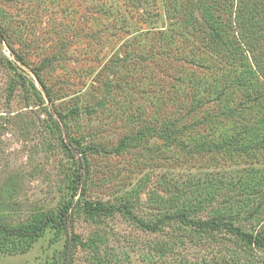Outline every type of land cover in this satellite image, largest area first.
Segmentation results:
<instances>
[{
  "label": "rangeland",
  "instance_id": "rangeland-1",
  "mask_svg": "<svg viewBox=\"0 0 264 264\" xmlns=\"http://www.w3.org/2000/svg\"><path fill=\"white\" fill-rule=\"evenodd\" d=\"M244 99L247 108L228 113ZM197 100L204 107L188 114ZM208 113L212 125L194 124ZM173 121L185 127L183 147L139 134ZM263 128L264 0H0V229L57 213L71 197L68 133L101 149H87L81 200L129 203L154 223L201 193L192 218L231 216L264 234V147L196 150L249 129L237 145L250 144ZM214 181L224 186L209 194ZM243 181H259L257 194L235 187ZM79 200L70 232L48 228L19 251L7 242L0 264H64L73 234L71 264H264V246L225 231L169 220L152 232L121 212L90 216Z\"/></svg>",
  "mask_w": 264,
  "mask_h": 264
},
{
  "label": "trees",
  "instance_id": "trees-1",
  "mask_svg": "<svg viewBox=\"0 0 264 264\" xmlns=\"http://www.w3.org/2000/svg\"><path fill=\"white\" fill-rule=\"evenodd\" d=\"M2 38L5 41V43L10 47L11 43L9 42V37L5 29H2ZM17 60L20 63L24 64V59L20 55H16ZM8 64L11 66H14V63L12 61H8ZM35 76L37 77L38 81L40 82L41 86L45 88L46 94L49 96L50 92L48 88H46L44 81L40 77V73L38 70H33ZM235 82V81H234ZM234 85V84H233ZM241 84H238L240 86ZM232 86V85H231ZM219 99L218 101L224 104L226 102L225 100V93L224 91H219ZM247 102H252L251 99H244L239 102L237 107L228 106L230 114H239L241 111L244 110V108H247ZM204 102L197 100L195 103V106L190 108L191 111H189L188 114H191V112H198L201 108L204 107ZM78 112L77 110H73V113L76 114ZM59 116L63 119V116L59 114ZM213 116L209 113L201 117L198 121H195L194 124L197 126L200 125H212L214 122ZM261 128V127H259ZM148 130V129H147ZM139 131L140 135H148L151 132L159 135L164 140L180 144L181 147L184 146V141L181 139H178L176 137L177 134L185 132V127H182L178 129L176 121L173 122H167L165 125L160 128H154L149 129V131ZM250 131V129L247 131H243L241 134L242 136L240 138L231 136V139L225 135L224 133H220L219 139L220 141L216 143L211 144H200V147H198L196 150H207L206 148H209L208 150L211 151H218V152H224L226 149L231 151H244L247 152L250 149L253 150H259L264 147V138H254L253 141H250V144H247L244 142L243 146L238 147L237 143L240 142V140L244 137V139H247L246 134ZM264 132V128L262 129ZM243 139V140H244ZM211 141V140H210ZM62 145L64 147L65 152L74 159V162L76 163V168L72 177V183H71V197L67 199L63 207L59 210L57 213H51L43 216L42 218L38 219L32 224L29 225H23V226H17V227H5L3 229H0V247L1 246H8L7 242L10 241H17L18 245L11 243L9 246L6 247L7 251H19L21 249V245L19 241H28V242H34L38 240L40 237H42L45 233V231L48 228L55 229L57 232L60 230H66L68 232L71 231V222H72V214H71V208L74 203V199L76 196H80V202L83 205L84 211L88 215H104L109 216L113 213L121 212L124 215H126L131 220L135 221L137 225H139L142 229L157 232L160 229V226L169 221V220H177L185 225H190L194 227L195 229H198L200 231H208L210 233H217L220 231H225L227 233H230L240 239L241 241L245 242L247 245H255L257 247H263L264 246V234L262 232L253 233L243 230L240 226L236 225L234 222V218L231 216H216L212 217L206 220H198L191 217L189 214L191 210H197V206H200L202 204V201L198 200V195L201 193H197L195 196L191 197H182L181 201L183 202V205L187 204L188 209H182L179 210L173 214H167L163 217H160L157 221L154 223L146 222L142 219H140L136 214H134L132 210V205L129 203H122L119 206L113 205V204H106L101 201H90L87 199L81 200L82 195L84 194L85 186H86V170L88 167V158H87V149H95V150H101L99 147L96 146H84L80 143V141L71 136L67 133V140L62 141ZM236 145V146H235ZM77 155L79 157H77ZM244 182V181H243ZM240 182V184L237 186V183H235V187H240L241 184H244V188L241 189L242 192L244 191H251L254 192L259 185V181H254L253 184L250 182ZM223 185L222 181H214L210 185L206 186V189L209 194L210 190H219ZM195 192L201 191L199 187H196L194 189ZM250 194V193H249ZM257 194V193H253ZM185 194H183L184 196ZM251 196V195H249ZM213 197V196H212ZM181 198V197H180ZM196 200V202H195ZM204 200H206V197H204ZM79 236L73 234L71 238H67L65 242V248H64V264H71L72 261V249L74 244L78 241ZM30 244V243H29ZM13 248V249H10Z\"/></svg>",
  "mask_w": 264,
  "mask_h": 264
}]
</instances>
